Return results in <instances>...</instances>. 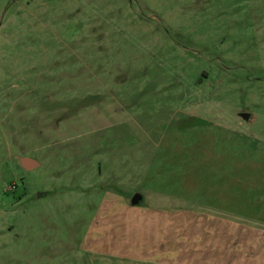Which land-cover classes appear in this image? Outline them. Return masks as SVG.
<instances>
[{"label": "rangeland", "instance_id": "374dc122", "mask_svg": "<svg viewBox=\"0 0 264 264\" xmlns=\"http://www.w3.org/2000/svg\"><path fill=\"white\" fill-rule=\"evenodd\" d=\"M226 174L264 192V0H0V264H130L84 248L104 201Z\"/></svg>", "mask_w": 264, "mask_h": 264}, {"label": "crops", "instance_id": "0c3cea01", "mask_svg": "<svg viewBox=\"0 0 264 264\" xmlns=\"http://www.w3.org/2000/svg\"><path fill=\"white\" fill-rule=\"evenodd\" d=\"M220 178L213 199L203 191L176 208L104 201L84 248L130 264H264V192L240 174Z\"/></svg>", "mask_w": 264, "mask_h": 264}, {"label": "water", "instance_id": "95a60500", "mask_svg": "<svg viewBox=\"0 0 264 264\" xmlns=\"http://www.w3.org/2000/svg\"><path fill=\"white\" fill-rule=\"evenodd\" d=\"M21 164L26 169H31L37 166L38 162L31 157L25 156L21 159ZM42 195V193H40ZM143 195L140 192H136L131 198V204L138 205L142 202Z\"/></svg>", "mask_w": 264, "mask_h": 264}]
</instances>
